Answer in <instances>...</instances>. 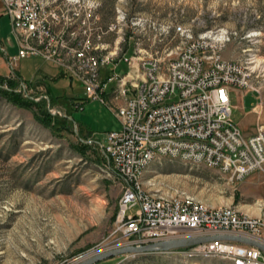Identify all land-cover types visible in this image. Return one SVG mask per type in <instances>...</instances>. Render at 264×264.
<instances>
[{"label":"rangeland","instance_id":"1","mask_svg":"<svg viewBox=\"0 0 264 264\" xmlns=\"http://www.w3.org/2000/svg\"><path fill=\"white\" fill-rule=\"evenodd\" d=\"M86 1L95 4L103 29L115 25L104 35L103 53L114 55L108 64L111 68L115 64L114 73H129L127 83L141 72V59L166 63L177 56L187 42L178 27L193 36L227 31L229 40L221 54L248 62L259 96L231 92V119L245 135L264 130V0ZM1 11L0 5V72L9 71L6 78L15 81V92L39 105L19 107L0 95V264H77L135 246L120 231L118 203L125 183L109 166L104 148L106 133L118 130L119 122L108 104L85 99L82 85L51 64L39 58L10 64L17 48L9 18ZM125 58H130L131 66ZM43 78L52 101L34 83ZM6 86L2 84L3 89ZM75 98L81 110L73 107ZM45 113L51 116L48 126L39 120ZM141 185L153 195L183 193L211 207L233 206L264 219V170L231 181L204 164L159 157L147 167ZM95 264L231 263L160 251L119 254Z\"/></svg>","mask_w":264,"mask_h":264},{"label":"built area","instance_id":"2","mask_svg":"<svg viewBox=\"0 0 264 264\" xmlns=\"http://www.w3.org/2000/svg\"><path fill=\"white\" fill-rule=\"evenodd\" d=\"M17 47L10 64L39 58L76 80L87 100L108 104L120 124L105 136L108 164L123 179L119 200L120 231L135 246L207 235H234L264 244V219L233 206L211 207L186 194L153 195L141 185L149 164L159 157L218 169L231 181L264 170V130L242 133L231 119L230 93L251 91L248 62L223 58L227 31L197 36L181 27L187 39L176 57L140 60L141 72L130 78L101 70L113 61L103 39L96 6L86 0H0ZM131 66L130 58L124 59ZM115 81L111 99L108 86ZM177 97L176 100H172ZM172 100V101H171ZM169 101V102H168ZM82 109L81 103H75ZM137 207L134 214L128 210ZM169 251L188 259L220 258L231 264H264V252L246 243L211 241Z\"/></svg>","mask_w":264,"mask_h":264},{"label":"water","instance_id":"3","mask_svg":"<svg viewBox=\"0 0 264 264\" xmlns=\"http://www.w3.org/2000/svg\"><path fill=\"white\" fill-rule=\"evenodd\" d=\"M50 97L51 94L48 93ZM218 240H225V241H234L240 243L250 244L262 250L264 252V244L259 243L257 241L248 239L246 237H239L234 235H207V236H199V237H187L182 239H174V240H167V241H157L146 245L140 246H126L119 249L106 251L103 253H99L97 255L88 257L77 264H95L100 260H104L111 256L119 255V254H144V253H154V252H169L171 250L180 249V248H187L196 245H200L206 242L211 241H218Z\"/></svg>","mask_w":264,"mask_h":264},{"label":"trees","instance_id":"4","mask_svg":"<svg viewBox=\"0 0 264 264\" xmlns=\"http://www.w3.org/2000/svg\"><path fill=\"white\" fill-rule=\"evenodd\" d=\"M127 73V72H126ZM125 73V74H126ZM124 74V75H125ZM6 84V88L3 89L2 84ZM16 83L12 79L0 76V95L6 98L10 103L25 108H31L34 105H39V103H35L28 99H23L17 92H15ZM49 89V88H48ZM50 93V91L48 92ZM50 101H52V96L50 97ZM39 119L42 124L50 125L51 124V116L48 113L43 114V116Z\"/></svg>","mask_w":264,"mask_h":264},{"label":"crops","instance_id":"5","mask_svg":"<svg viewBox=\"0 0 264 264\" xmlns=\"http://www.w3.org/2000/svg\"><path fill=\"white\" fill-rule=\"evenodd\" d=\"M1 5V4H0ZM2 7V6H1ZM2 13H3V8H2V11H1ZM1 13V14H2ZM11 40H13V45L15 46V48H17L16 47V45H15V42H14V39H13V37H12V39ZM9 41V40H8ZM7 41V42H8ZM5 53V52H4ZM17 55V54H16ZM5 57H6V62H8V60H9V58H7V55H6V53H5ZM50 64V63H49ZM52 65V64H51ZM111 65H113V64H111ZM1 66V65H0ZM52 66H54V65H52ZM55 67V66H54ZM56 68V67H55ZM57 70H58V72H60L59 71V69L58 68H56ZM114 69H115V64H114V66L111 68L109 65H107V67H104L102 70H101V77H102V79H104V80H106L108 77H110L113 73H114ZM8 72L9 71H4V72H0V76H3V77H7L8 76ZM45 77H47V75L45 76ZM51 77L52 76H50V79H51ZM45 79L43 78V79H39V80H36L34 83H36L35 85H36V88H38V86L40 85V87H43V89L45 90V94L46 93H48L49 92V89H48V86L47 85H45L44 84V81ZM34 81V80H33ZM30 82H32V81H30ZM115 85H116V83L113 81V82H111L110 84H109V86H108V90H107V93H106V98L107 99H111V97H112V92H113V90L115 89ZM244 93H246V92H244ZM255 93V92H254ZM256 95L258 96V94L256 93ZM85 97V96H84ZM259 97V96H258ZM86 99V98H85ZM74 100H76V101H74ZM78 101V98H75V99H73V101H72V104H73V107L75 108V103ZM253 108H254V106H253ZM76 109V108H75ZM77 110H79V109H77Z\"/></svg>","mask_w":264,"mask_h":264},{"label":"bare ground","instance_id":"6","mask_svg":"<svg viewBox=\"0 0 264 264\" xmlns=\"http://www.w3.org/2000/svg\"><path fill=\"white\" fill-rule=\"evenodd\" d=\"M135 75V74H134Z\"/></svg>","mask_w":264,"mask_h":264}]
</instances>
